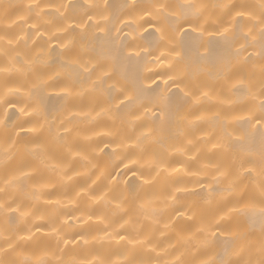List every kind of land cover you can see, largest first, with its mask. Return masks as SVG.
Segmentation results:
<instances>
[{"label": "bare ground", "instance_id": "obj_1", "mask_svg": "<svg viewBox=\"0 0 264 264\" xmlns=\"http://www.w3.org/2000/svg\"><path fill=\"white\" fill-rule=\"evenodd\" d=\"M30 2L32 0H2L0 3V33L3 31L5 23V12L11 14L12 19L15 20L19 14H26L22 12V8ZM39 2L42 6L49 3L71 4L73 7L67 9V17L77 20L86 18L84 16L86 12L92 14L94 20L99 19L100 12L108 17L106 21L100 20L101 28L104 31L89 27L81 34L77 30L74 48L89 55H102L106 66L111 71V76L105 78L103 83L97 84L95 93L85 91L90 86L91 80L99 74L94 72L89 78L81 68L67 63L66 54L57 46V40H62L63 37L49 40L51 33L62 24L55 16L51 18L50 24L44 25L47 31L42 36L34 35L32 29L22 24L14 26L10 30V34L20 36L27 33L26 37L20 40L19 45L10 51V55L14 56L18 51L24 59L31 63L23 65L29 73L26 78L21 77L14 70L10 73H0V178L10 173H18L21 168L27 170V166L31 165L35 169V174L30 179L23 181L24 191L30 193L35 184L40 188L37 193L40 199L25 198L21 204L22 211L35 213V215L25 217L19 211L11 213L7 209H0V230L7 228L12 242L16 244L15 252H10L7 257L0 253V258L30 257L35 261L37 257L42 256L43 259L54 262L61 257L67 260L70 258V254L84 256L89 249L85 248L82 241L79 242V247L70 243L68 248L73 251L70 254L62 255L57 248L56 238L48 234V225L38 220L37 216L40 213H44L45 219L54 215H59L61 219H68L70 216L72 218L69 221L71 227L65 229V238L73 236L74 233L95 235L97 231L95 217L91 221L86 216L81 217V209L85 206L87 198L81 200L79 206L70 203L80 186L87 187L93 180H96L97 184L94 188H102L109 184V174L117 177L113 183L118 192L141 184L142 179L133 177L130 172L125 174L124 164H129V161L125 159L124 163H121V157L124 155L123 150L117 149L120 155H114L115 144L111 141V136L103 134L115 132L120 126L119 120L114 123L110 114L106 113L96 116L100 110V104L93 108L96 98H99L104 107L113 106L114 111V105L117 102L115 97L120 94L112 89L109 95V86L112 84L127 88L130 94L135 97L131 103L121 108L119 116L127 118L128 113H135L141 117V121H135L137 126L141 122L153 124L155 131L147 142L149 150L164 151L186 146L188 155L196 157L195 160L188 162V168L191 171L199 170L197 175H185L184 172H181L179 175L174 174L169 177L170 183L176 182L187 189V192L181 195L179 203L184 206L192 204L197 207L198 213L203 212L209 217L218 215L221 208L227 211L224 198L227 196L226 190L230 177L225 178L219 175L217 170L212 167L202 169L201 165L206 162L215 164L235 159L238 167L239 160L246 157L249 151L254 156H259L264 126L255 125V120L251 123H244L236 119L239 116L249 115V109L252 110V113L259 115L257 106L261 98L256 95L253 99V95L258 92L262 79L259 72L260 60L255 55L261 50V41L258 36L255 40L252 39V36H256L258 33L259 26L257 25L253 29L252 36H249L247 43L239 31L229 32L225 37L219 35L209 37L205 34L203 38H200L198 33L190 31H187L186 34L176 32L173 34L174 51L170 56L165 57L163 63H157L155 57L159 55L160 45L157 42L158 34L154 28L145 23L144 28L147 31L137 30L136 24L126 23L129 17H134L141 8H147L153 0H39ZM162 2L175 6L185 3V0H162ZM205 2L245 5L248 12L258 13L261 0H205ZM133 3L136 5L135 9L130 7ZM90 4L100 7L89 8ZM105 4L107 7H104ZM148 11L152 12L154 9L148 8ZM175 11L179 16L183 9L175 8ZM215 11L216 15H220V10ZM224 20L227 21L228 17L225 16ZM245 20L247 21V16ZM184 27L188 30L189 25L185 24ZM117 28L122 31L117 33ZM244 31H247V28ZM141 33L143 34L141 35ZM240 44L247 46L245 55L253 54L248 66L251 67L255 63L257 68L250 88L244 91H233L231 86L236 83L239 77L237 65L231 52ZM136 52H139L140 55L137 56ZM170 63L171 68H169ZM227 66H231L233 70L229 74V79L225 81L224 72ZM0 67H13L2 50H0ZM178 69L186 70L188 73L185 82L189 84V87L185 89L186 91L196 92L195 84L197 82H207L214 85L213 99L211 101L202 99L200 103L194 104L190 96L185 97L179 89L171 84L166 89L162 78H166L168 74ZM41 74H43L44 80L52 75L57 77L59 83L69 79L76 81V92L72 97L67 98L59 87H43ZM6 85L9 88L20 86V91L9 92ZM79 92L84 94L80 95ZM5 99L11 101L16 107H8L4 103ZM140 104H145L150 110H154L157 113V119L152 121V111L145 113L144 109L139 106ZM22 107H28L29 111L37 112L39 118L37 127L43 125V128L39 134L22 133L20 143L15 147L8 148V144L3 143L6 130L14 135L13 130H18L17 125L24 124L25 127H29L37 120L36 116L21 115L19 109ZM90 109L92 110L89 111ZM86 112L89 114L83 115ZM160 115L165 117L163 124L159 120ZM69 116L74 127L79 129L80 135H69L67 143L79 145L87 150L95 149L93 155L96 167L93 168L92 165L77 160L65 176L59 169L56 172L45 169L25 151L24 144L31 140L43 141L48 143L53 154L59 155L61 151L65 150L63 147L65 142L64 140L54 141L52 137L58 131L61 137L65 135L58 126L61 120ZM49 129H51V135ZM140 130L137 127V131ZM85 137H90V139ZM189 139L192 140L191 145L187 144ZM217 142L223 146L214 148L213 144ZM106 143L108 144L107 148L104 147ZM31 146L29 144V147ZM101 148L104 149L103 152L99 151ZM186 159V156H181L178 152L171 153L173 164ZM102 169L103 171H101ZM235 170L233 169V172ZM145 174L147 175L146 170ZM69 176L72 177L71 180L68 179ZM257 179V177L242 175L240 187L247 186L251 191L254 189ZM41 182L47 183L41 187ZM14 195L17 197V203H21L20 193H14ZM58 199L61 201L59 205L48 203V201L54 202ZM209 199L211 202L206 203ZM228 204L230 206L231 201ZM170 211V209L165 211L164 222H167ZM10 216L14 218V222L11 224L8 223ZM77 217L80 219L77 220ZM33 222L41 225V230L36 232L33 227L32 231L35 233L33 239H19L20 236L28 234V228ZM180 222H187L186 218H180ZM237 224L242 229L251 231L255 238H259V223L251 210L245 209L239 214L232 213L231 225L234 227ZM146 230H148L147 226ZM229 238L227 234L217 235L214 238L211 233H205L201 235L200 239L207 241L206 246L201 247L198 253L195 248H189L187 251L180 248L177 254L183 252V258L186 260L223 258ZM153 243L159 245L157 251L167 248L169 244L176 243L175 233L172 230L164 229L163 224L156 226V230L153 232ZM0 245H3L2 240H0ZM101 245L106 251L112 253L110 258L113 261L119 262L123 259V256L118 254L120 246L116 244L115 240L105 238L103 241L94 243L96 248ZM3 246L6 247V245ZM60 246L63 247L62 244ZM42 248L48 250L47 255H43L38 250ZM143 251L140 250L141 255ZM21 253L22 255H20ZM150 255L155 259V253ZM87 258L91 259V256ZM172 258L168 257V259Z\"/></svg>", "mask_w": 264, "mask_h": 264}, {"label": "snow or ice", "instance_id": "obj_2", "mask_svg": "<svg viewBox=\"0 0 264 264\" xmlns=\"http://www.w3.org/2000/svg\"><path fill=\"white\" fill-rule=\"evenodd\" d=\"M0 3H2V0H0ZM72 7L73 5L71 4L51 3L42 6L39 0H32V2L22 8V12L26 14H19L15 20L12 19L11 14L5 12V23L3 31L0 33V50L3 51V54L13 67H0V73H10L14 70L23 78H26L29 74L23 65L31 62L24 59L18 51L15 52L14 56L10 55V51L19 45L20 40L24 39L27 33L25 32L24 36H20L18 34H10V30L14 26L22 24L32 29L34 35L42 36L47 31L44 25L50 24L52 22L51 18L55 16L62 24L57 26L55 31L51 33L49 40L63 37L62 40H57V46L66 54L67 63L81 68L89 78L94 72L99 74L95 79L91 80L90 86L85 90L89 93H95L97 84L103 83L105 78L110 77L111 71L106 66L102 55H89L86 52L75 49L74 38L77 30L83 34L89 27L104 31L101 28L100 20L106 21L108 17L103 12H100L99 19L94 20L93 15L86 12L84 14L86 18L79 20L69 18L67 17V9ZM88 7L99 8L100 6L90 4ZM104 7H107V5L105 4ZM130 7L135 9V3L130 5ZM148 8L154 9V11L149 12ZM175 8L183 9L181 15H177ZM45 9H48V11H45ZM215 10H220V15H216ZM225 16L228 17L227 21L224 20ZM246 16L247 21L245 20ZM126 23L136 24L137 30L143 29L147 31L144 28L145 23L154 28V31L158 34L157 42L160 45L159 55L155 57L157 63H163L165 57L170 56L174 51L173 34L176 32L186 34L187 31H190L198 33V36L203 38L205 34L209 37L213 35L225 37L229 32L235 33L239 31L247 43L249 36H252L253 29L258 25L259 31L256 36H252V39L255 40L258 36L261 41V50L255 55L260 60L259 72L262 79L258 92L253 95V99H255L256 95L261 98L257 106L259 115L252 113V110L249 109V115L239 116L236 119L244 123H251V121L255 120V125L264 126V0L260 2L258 13L248 12L245 5L237 6L229 3L209 4L205 0H185V3L175 6L162 2V0H153L147 8H141L134 17H129ZM185 24L189 25L188 30L185 29ZM245 28H247V31H244ZM116 31L119 33L122 29L117 28ZM145 51L147 50L145 49ZM245 53H247L246 44H240L238 47L233 48L231 52L237 65L239 77L236 83L231 86L233 91H244L250 88L257 68L255 63L251 67L248 66L253 54L245 55ZM135 54L137 56L140 55L139 52ZM171 67L170 63L169 68ZM232 70L231 66L225 68V81L229 79V74ZM42 75L41 85L43 87H59L67 98L72 97L74 92H76V81L69 79L59 83L56 76L50 75L47 80H44ZM187 76L186 70L178 69L168 74L166 78H162L163 84L166 89L171 84L179 89L185 97L190 96L194 104L200 103L202 99L209 101L213 99L214 85L207 82H197L195 84L196 92L186 91L185 89L189 87V84L185 82ZM153 83H155V80H153ZM5 87L9 92L20 91V86L9 88L6 85ZM112 89L120 94L115 97L117 102L114 105V111L113 106L104 107L99 98H96L93 108L100 104V110L96 113V116L106 113L110 114V118L114 123L119 120L120 126L115 132H105L103 134L111 136V141L115 144L113 148L114 155H120L117 149L123 150L124 155L121 157V163H124L125 159L129 161V164H124L125 174L130 172L133 177L142 179L141 184L134 185L126 191L118 192L116 185L113 183L117 180V177L109 174V184L102 188H94L97 184L96 180H93L87 187L80 186L79 191L75 193L70 203L79 206L80 201L85 197L87 198L85 206L81 209V217L86 216L89 221L95 217L97 226L95 235L74 233L73 236L65 238V229L71 227L69 221L72 218L70 216L68 219H61L59 215L45 219L44 213H40L37 216L38 220L48 225V234L56 238L57 248L62 255L70 254L73 251L68 248L70 243L79 247V242L82 241L85 248L89 249L84 256L79 257L70 254V258L67 260L61 257L54 262L45 260L42 256L37 257L35 261L30 257L19 259L0 258V264H264V133L261 134V149L258 157L249 151L246 157L239 160L238 167L235 159L230 162H217L215 164L206 162L201 165L202 169L212 167L217 170L219 175L225 178L230 177L226 190L227 196L224 198L227 211L221 208L218 215L209 217L203 212L198 213L197 207L192 204L187 206L180 204L181 195L186 193L187 189L176 182H169V177L174 174L179 175L181 172H184L185 175H197L199 170L191 171L188 168V162L195 160L196 157L188 155L186 146L164 151L149 150L147 142L155 131L153 124L141 122L137 126L135 121H141V117L135 113H128L127 118L119 116L121 108L131 103L135 97L130 94L127 88L123 86L117 87L116 84L109 86V95ZM78 94L83 95L84 93L79 92ZM4 103L10 108L16 107L15 104L7 99L4 100ZM139 106L144 109L145 113L152 111V121L157 119V113L154 110H150L145 104H140ZM19 111L24 116H36L37 120L29 127H25L24 124L17 125L18 130H13L14 135L6 130L3 143L8 144V148L15 147L20 143L22 133L39 134L43 128V125L37 127L39 123L37 112L29 111L28 107H22ZM88 114L87 112L83 113V115ZM164 119L163 115L159 116L161 124H163ZM58 127L65 134L61 137L58 131L52 137L54 141L64 140L65 142L63 146L65 150L61 151L59 155L50 151L48 143L39 140L26 142L24 144L25 151L45 169L50 172H56L59 169L61 174L65 176H67L68 170L77 160L90 164L95 168L96 164L94 163L93 155L95 149L87 150L79 145L67 143L69 135H80L79 129L74 127L71 117L61 120ZM137 127L141 130L137 131ZM49 134L51 135V129H49ZM229 135L231 134L229 133ZM85 138L90 139V137ZM29 144L32 146L29 147ZM187 144L191 145L192 140L189 139ZM222 146L219 142L213 144L214 148ZM104 147L107 148L108 144L106 143ZM99 151L103 152L104 149L101 148ZM172 152H178L181 156H186L187 159L173 164L171 161ZM233 169H236L235 172H233ZM34 174L35 169L28 165L27 170L21 168L18 173H10L0 178V183H2V186H0V209H7L11 213L19 211L25 217L35 215V213L21 210L23 199H40V196L37 195L40 188L37 185L34 184L32 186L30 193L24 191L23 181L30 179ZM242 175L258 178L253 190L249 191L247 186L244 188L240 187V177ZM71 178L70 176L68 177L69 180ZM46 183L41 182V187ZM125 184H127V181H125ZM14 193H20L21 203H17V197ZM209 196L211 198V193ZM229 201H231L230 206L228 204ZM210 202L211 199L206 201V203ZM48 203L59 205L61 201L58 199L54 202L48 201ZM14 204L15 207H13ZM169 209L171 211L168 220L164 222V213ZM245 209L251 210L253 215L257 217L260 230L259 238H255L251 231L242 229L239 224L234 227L231 225V214H239ZM182 217L186 218L187 222L181 223L180 218ZM76 219L79 220L80 217ZM13 222L14 218L10 216L8 223L11 224ZM161 224H163L164 229L172 230L175 233L176 243L169 244L167 248H161L157 251L159 245L153 243V232L156 230V226ZM146 226L148 230H146ZM33 227L36 232L41 230V225L33 222L28 228V234L20 236L19 239H33L35 236L32 231ZM205 233H211L214 238L217 235L226 234L230 237L227 241L228 247L225 248L223 258L186 260L183 258V252L177 254L180 248L185 251L189 250V248H195L198 253L201 247L206 246L207 241L200 239L201 235ZM105 238L115 240L116 244L120 246L118 254L123 256L121 261H113L110 258L112 253L106 251L103 245L99 248L94 247L95 242L103 241ZM0 240L3 241V245H6V247L0 245V253L4 257H7L10 252L16 251V244L12 242V237L8 234L7 228L0 230ZM61 244L63 247L60 246ZM38 250L43 255L48 253L47 249ZM140 250H144L142 255ZM151 253H155V259L151 258ZM88 256H91V259H88ZM169 256L173 258L168 259Z\"/></svg>", "mask_w": 264, "mask_h": 264}]
</instances>
